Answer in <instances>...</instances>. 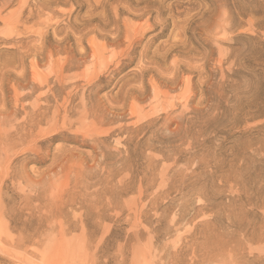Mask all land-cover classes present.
<instances>
[{
    "label": "rangeland",
    "instance_id": "rangeland-1",
    "mask_svg": "<svg viewBox=\"0 0 264 264\" xmlns=\"http://www.w3.org/2000/svg\"><path fill=\"white\" fill-rule=\"evenodd\" d=\"M0 264H264V0H0Z\"/></svg>",
    "mask_w": 264,
    "mask_h": 264
}]
</instances>
